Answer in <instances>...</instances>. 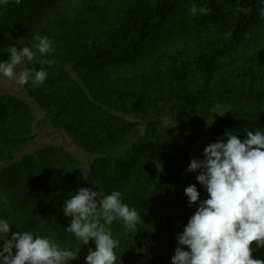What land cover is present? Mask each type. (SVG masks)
Listing matches in <instances>:
<instances>
[{"label":"trees","instance_id":"trees-1","mask_svg":"<svg viewBox=\"0 0 264 264\" xmlns=\"http://www.w3.org/2000/svg\"><path fill=\"white\" fill-rule=\"evenodd\" d=\"M193 6L207 14L193 16ZM241 9H247L246 12ZM264 0H7L0 4V60L9 46L48 37L54 51L21 68H46L43 85L22 86L46 123L87 152L80 160L63 144L27 151L36 136L34 105L0 93V218L11 232L46 235L61 247L78 242L64 229V201L79 188L111 193L137 208L142 223L121 241L117 264H171L195 205L184 189L192 158L226 131L241 141L264 131ZM176 121L162 125L163 117ZM217 116V118H215ZM206 139L208 142L206 143ZM0 243H3L0 241ZM76 259L85 264L88 248ZM253 258L264 260V247ZM145 251L137 252L136 249ZM15 252V250H13Z\"/></svg>","mask_w":264,"mask_h":264},{"label":"clouds","instance_id":"clouds-1","mask_svg":"<svg viewBox=\"0 0 264 264\" xmlns=\"http://www.w3.org/2000/svg\"><path fill=\"white\" fill-rule=\"evenodd\" d=\"M5 3L7 0H0V4ZM208 11L203 6L191 9L193 16ZM33 40L30 46H9L8 60H0V76L20 86L44 84L48 76L44 67L16 71L25 60L36 59L50 66L44 57L54 51L52 41L38 34ZM161 123L169 129L177 122L165 116ZM224 136L226 142L218 138L208 144L203 159L192 158L185 170L198 171L196 180L206 190L207 198L200 199L195 184L184 189L188 204H194L196 210L175 237L178 246L171 264H264V260L253 258L251 247L253 242L256 249L264 247V131L249 130L243 141L229 131ZM62 211L71 218L64 230L78 242L75 247H61L52 237L31 231H13L7 238L11 224L0 218V264H68L89 241L95 250L88 248L85 264H117L115 250L121 241L113 236L110 226L119 222L126 233H136L142 223L141 213L125 203L118 190L105 193L79 188L64 201Z\"/></svg>","mask_w":264,"mask_h":264},{"label":"rangeland","instance_id":"rangeland-1","mask_svg":"<svg viewBox=\"0 0 264 264\" xmlns=\"http://www.w3.org/2000/svg\"><path fill=\"white\" fill-rule=\"evenodd\" d=\"M21 65L17 66L16 71L19 72ZM8 92L11 94H15L22 98H25L29 102L32 103L31 99H29L25 93V90L22 86L15 83L14 80H10L6 77L0 76V93ZM33 104V103H32ZM34 105V104H33ZM34 112H35V132L36 136L32 143H30L26 150L30 151L31 149L40 146L42 144H49V143H58L63 144L66 148H68L72 153H74L80 160L84 162H88L91 156L85 152L83 149L77 147L73 144L70 139L59 130L54 129L49 124L46 123L45 119L43 118V111L34 105ZM217 118V116H215ZM208 139H206V143ZM2 163H0V167Z\"/></svg>","mask_w":264,"mask_h":264}]
</instances>
